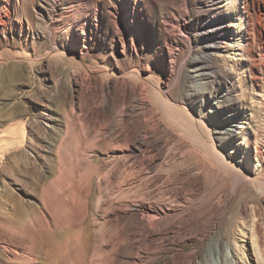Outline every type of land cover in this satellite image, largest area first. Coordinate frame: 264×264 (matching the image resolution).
I'll list each match as a JSON object with an SVG mask.
<instances>
[{
    "label": "rangeland",
    "instance_id": "374dc122",
    "mask_svg": "<svg viewBox=\"0 0 264 264\" xmlns=\"http://www.w3.org/2000/svg\"><path fill=\"white\" fill-rule=\"evenodd\" d=\"M0 61V264H264V0H0Z\"/></svg>",
    "mask_w": 264,
    "mask_h": 264
},
{
    "label": "bare ground",
    "instance_id": "6f19581e",
    "mask_svg": "<svg viewBox=\"0 0 264 264\" xmlns=\"http://www.w3.org/2000/svg\"><path fill=\"white\" fill-rule=\"evenodd\" d=\"M238 20H240V19L238 18ZM231 27L236 30V35L238 37L237 38L236 37H230V40L234 42V46L233 47L237 48L236 50L241 52L242 42H243V31H242V29H241L239 24L232 23ZM228 46H231V45L228 44ZM234 56H241V55L238 52H236L234 54ZM142 80H146V79L143 78ZM152 86H153V84H152ZM153 89L155 91V93H154V91H153V93L156 94L157 100L161 103V105L163 107L162 108L163 111L161 110L163 112V115L165 113V114H167V115H165L167 117H168V115L172 116L173 112H170L169 109H173V108L171 107L170 102L167 100V98H166L165 94L163 93L162 89L159 87V83L155 84L153 86ZM10 91H11V89H10ZM11 92L14 93L13 91H11ZM14 98H15V95L11 94V95L8 96V98L4 102L0 103V126L2 127L1 129H6V127H8V126L13 127L12 125L15 124L14 122H15L16 119H14V117H11L12 114L10 112L8 114L7 113L8 110L6 109L8 104H9V102L11 100L13 101ZM178 111H180V110H178ZM181 112L186 113L185 111H182V110H181ZM181 115H179L178 122H179V124H182V125L185 126V127L183 126V128L187 129L186 133L189 134L188 135L189 136V140L193 142V144L197 148V150L200 153V155L202 156V158L208 160L212 165L217 166L218 168H220V169H222V170H224L226 172H228V171L231 172L235 176L236 180L238 178H244L245 180L246 179L247 180H251L252 183L254 182V184L258 183V180H260V179H257L256 178L257 176L256 177H251L250 173L247 170L242 168V165H241V163L239 161L234 160V158H231V157L230 158H226L225 157L226 155L221 151V149H219L220 145L217 144L215 142L214 138H212L211 134H209V132H207V129L205 128V126L202 127V125H199L200 122H198V121H196L194 119L180 118V117H182ZM169 119H170V117H169ZM235 123H236L235 120L232 117H230L229 120H227V123L225 125L226 126V128H225L226 131L227 132L230 131V129H232L235 126ZM17 125H20V124H17ZM24 126L25 125L22 124V125H20L18 127L6 130V132L3 135L1 134V136H0V170L1 171H2V169H4V164H5L4 161L9 155L22 153L23 149L26 147V143L28 141V138L25 137V131H24L25 128H24ZM175 127H178V126H175ZM227 127H229V128H227ZM185 129H183L181 131L184 132ZM235 151L237 152V150L234 149L230 153H234ZM219 171H221V170H219ZM2 188H3V186H2ZM157 217H158V213H157L156 210H151L148 213V218L150 220L151 226H153L154 220L157 219ZM232 259H233V264H247L246 260H244L243 256H241V257L238 256V258L237 257H233ZM192 264H206V263L197 261L195 263L192 262Z\"/></svg>",
    "mask_w": 264,
    "mask_h": 264
}]
</instances>
